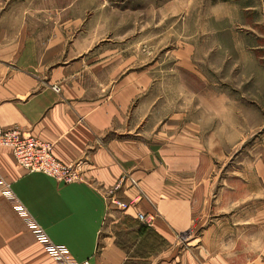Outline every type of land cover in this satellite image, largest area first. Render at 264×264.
Instances as JSON below:
<instances>
[{
  "label": "crops",
  "instance_id": "0c3cea01",
  "mask_svg": "<svg viewBox=\"0 0 264 264\" xmlns=\"http://www.w3.org/2000/svg\"><path fill=\"white\" fill-rule=\"evenodd\" d=\"M16 4L0 14V124L53 143L60 161L81 163L85 180L29 172L0 145V173L14 194L0 189V264H55L29 219L76 261L264 264V248L218 246V218L203 217L215 169L204 128L186 111L159 107V75L144 71L140 54L95 43L75 15L50 24L45 9ZM124 176L136 181L115 191L131 204L126 211L106 197ZM138 212L156 217L147 225ZM197 226L202 233L184 234Z\"/></svg>",
  "mask_w": 264,
  "mask_h": 264
},
{
  "label": "rangeland",
  "instance_id": "374dc122",
  "mask_svg": "<svg viewBox=\"0 0 264 264\" xmlns=\"http://www.w3.org/2000/svg\"><path fill=\"white\" fill-rule=\"evenodd\" d=\"M14 4L45 9L50 24L66 25L75 15L78 32L89 30L95 43H119L128 55L140 54L144 71L153 68L159 75V107L186 111L204 128L215 169L209 179L212 209L203 217L218 218V246L259 254L264 248V0H0V14ZM55 10L63 15L49 13Z\"/></svg>",
  "mask_w": 264,
  "mask_h": 264
},
{
  "label": "built area",
  "instance_id": "2783aa9c",
  "mask_svg": "<svg viewBox=\"0 0 264 264\" xmlns=\"http://www.w3.org/2000/svg\"><path fill=\"white\" fill-rule=\"evenodd\" d=\"M56 92H60L59 86H54ZM0 145L10 149L19 166L29 172L45 173L56 180L63 183H73L84 181L85 177L82 171L81 163L69 164L60 161L53 152V143L43 141L29 133L24 132L19 127L5 128L0 124ZM128 180L132 184L136 181L131 177L124 176L118 185L113 187L107 194L115 207L122 211H126L130 207V203L120 200L116 196L115 191ZM0 189L1 192L9 197H13L11 186L7 183L0 173ZM20 210L24 211L22 207ZM154 214L143 212L137 213V218L144 224L151 225L155 219ZM29 226L32 229L38 243L43 247L45 252L54 259L55 264H92L89 260L76 261L72 258L70 252L64 245L54 243L44 228L37 222L29 219Z\"/></svg>",
  "mask_w": 264,
  "mask_h": 264
}]
</instances>
